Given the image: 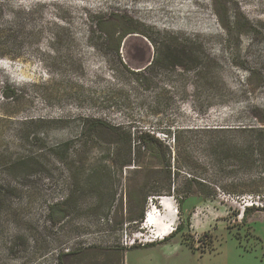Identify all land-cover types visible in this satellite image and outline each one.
I'll return each mask as SVG.
<instances>
[{
    "label": "rangeland",
    "instance_id": "obj_1",
    "mask_svg": "<svg viewBox=\"0 0 264 264\" xmlns=\"http://www.w3.org/2000/svg\"><path fill=\"white\" fill-rule=\"evenodd\" d=\"M138 40L194 61L132 71ZM258 130L264 0H0V264H264Z\"/></svg>",
    "mask_w": 264,
    "mask_h": 264
},
{
    "label": "flooded vegetation",
    "instance_id": "obj_2",
    "mask_svg": "<svg viewBox=\"0 0 264 264\" xmlns=\"http://www.w3.org/2000/svg\"><path fill=\"white\" fill-rule=\"evenodd\" d=\"M132 36L139 37L140 39L146 41V38L142 35L140 36L134 33ZM135 46L136 50H131V53H129L130 57H124L122 48L120 50L123 61L132 71L142 69L145 71L148 70L149 72L150 70H153V68H159L160 70H165L172 76L173 74L177 73L176 69L181 67H179L178 64L181 63L182 60L194 61L192 57H189L190 52L187 50V48L178 45V43L173 46L157 48L156 50H152V47L150 46V48L146 50V46L141 40H138ZM127 60H129L132 65L127 63ZM139 63L145 65L141 68H137Z\"/></svg>",
    "mask_w": 264,
    "mask_h": 264
},
{
    "label": "bare ground",
    "instance_id": "obj_3",
    "mask_svg": "<svg viewBox=\"0 0 264 264\" xmlns=\"http://www.w3.org/2000/svg\"><path fill=\"white\" fill-rule=\"evenodd\" d=\"M159 202V208L147 213L144 224L154 228L156 239L163 240L174 232L177 224V212L172 198L163 197Z\"/></svg>",
    "mask_w": 264,
    "mask_h": 264
},
{
    "label": "trees",
    "instance_id": "obj_4",
    "mask_svg": "<svg viewBox=\"0 0 264 264\" xmlns=\"http://www.w3.org/2000/svg\"><path fill=\"white\" fill-rule=\"evenodd\" d=\"M3 95L6 97V98H10L11 96H9V95H7L6 93H3ZM98 123V122H97ZM101 128H104V127H107L106 125H103V124H101V126H100ZM112 130H117V129H112ZM252 134H260L261 135V137H259V138H262V139H255L254 141H253V143L251 142V144L249 145V149H260V151H261V153H260V155H263L264 154V130H258V131H252ZM140 141H141V144H142V146H147L148 144H151V143H155L157 140L154 138V136H153V134L152 135H150V134H147V133H145V134H141L140 136H139V138H138ZM255 143V144H254ZM255 158V156H253V155H250L248 158H246V160L248 161V162H250V163H254V161L256 160V159H254ZM199 186H202V183L201 182H196ZM253 194V193H252ZM156 196H162L161 195V192H157V194H156ZM256 196H258V197H260L259 195H256ZM182 201L183 200H177V202H178V204H179V206H181L182 205ZM156 206V205H155ZM259 207H261V208H259ZM5 208V202L1 199V197H0V213L3 211V209ZM264 208V205H262L261 204V206H254V205H251V206H247V207H245L244 208V211L242 212V215H243V217L242 218H244L245 219V217H247V215H248V213L250 212V211H253V210H256V209H263ZM146 216V215H145ZM139 219L140 220H142L143 219V214H141L140 216H139ZM181 229V224H179L177 227H175V230H174V232L169 236V237H167L166 239H163V241L164 240H167V239H169V238H171V237H173V236H175L176 234H177V232L179 231ZM151 246L152 245H154V244H150ZM130 248H133V247H130Z\"/></svg>",
    "mask_w": 264,
    "mask_h": 264
},
{
    "label": "built area",
    "instance_id": "obj_5",
    "mask_svg": "<svg viewBox=\"0 0 264 264\" xmlns=\"http://www.w3.org/2000/svg\"><path fill=\"white\" fill-rule=\"evenodd\" d=\"M243 210H244V208H242V212H243ZM146 215H147V214H146ZM136 239H137V236H134L132 242L135 243ZM156 241H157V239H156V237L154 236V238L152 237L151 240H148L147 242H144V243H154V242H156ZM158 241H159V240H158ZM142 245H144V244H142Z\"/></svg>",
    "mask_w": 264,
    "mask_h": 264
},
{
    "label": "crops",
    "instance_id": "obj_6",
    "mask_svg": "<svg viewBox=\"0 0 264 264\" xmlns=\"http://www.w3.org/2000/svg\"><path fill=\"white\" fill-rule=\"evenodd\" d=\"M160 241H163V240H160Z\"/></svg>",
    "mask_w": 264,
    "mask_h": 264
}]
</instances>
